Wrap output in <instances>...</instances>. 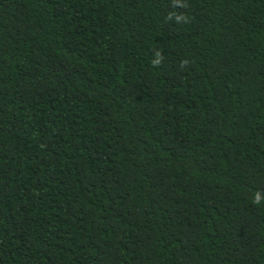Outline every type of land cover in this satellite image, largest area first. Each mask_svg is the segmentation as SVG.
Masks as SVG:
<instances>
[{"label": "trees", "instance_id": "obj_1", "mask_svg": "<svg viewBox=\"0 0 264 264\" xmlns=\"http://www.w3.org/2000/svg\"><path fill=\"white\" fill-rule=\"evenodd\" d=\"M0 264H264V0H0Z\"/></svg>", "mask_w": 264, "mask_h": 264}]
</instances>
